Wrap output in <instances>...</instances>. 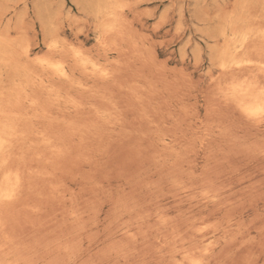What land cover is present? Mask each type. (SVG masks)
I'll list each match as a JSON object with an SVG mask.
<instances>
[{"label": "rangeland", "instance_id": "1", "mask_svg": "<svg viewBox=\"0 0 264 264\" xmlns=\"http://www.w3.org/2000/svg\"><path fill=\"white\" fill-rule=\"evenodd\" d=\"M240 83L264 0H0V264H264Z\"/></svg>", "mask_w": 264, "mask_h": 264}, {"label": "bare ground", "instance_id": "2", "mask_svg": "<svg viewBox=\"0 0 264 264\" xmlns=\"http://www.w3.org/2000/svg\"><path fill=\"white\" fill-rule=\"evenodd\" d=\"M263 32V31H262ZM262 34V33H261ZM255 35V34H254ZM234 36V35H233ZM242 37V36H241ZM249 38L248 36H246V35H244L243 34V38H242V41H240V45L242 46L243 45V43L246 41V39L247 38ZM231 38V37H230ZM263 38V37H262ZM53 43V42H52ZM57 43V42H56ZM51 44V43H50ZM55 45V44H54ZM28 47V46H27ZM243 48V47H242ZM225 50H226V48H225ZM26 54H28V53H26ZM230 56V55H229ZM234 59V58H233ZM232 59V60H233ZM232 60H231V62H232ZM236 61H237V59H236ZM235 60H234V62H236ZM240 61V60H239ZM239 61H237L236 62V64L237 63H240ZM242 61V60H241ZM246 61H251V60H246ZM222 62V61H221ZM230 62V63H231ZM262 62V61H261ZM260 62V63H261ZM39 63V62H38ZM46 63H47V66L48 67H51V68H53V69H55L56 70V72H58V73H60L61 75H64V76H66L67 75V70H66V67L61 63V62H50V61H46ZM242 63H244V62H242ZM241 63V64H242ZM255 63V62H254ZM226 64V63H225ZM234 64V63H233ZM224 66V65H223ZM230 66V65H229ZM240 66V65H239ZM243 66V65H242ZM245 66V65H244ZM247 67H248V64L246 65ZM259 66V65H258ZM238 67V66H237ZM240 68V67H239ZM239 68H237V69H239ZM242 68V67H241ZM102 69V68H101ZM229 69V68H228ZM254 75V74H253ZM240 77H241V75H240ZM47 80V79H46ZM239 82V81H238ZM229 83V82H228ZM246 83V82H245ZM241 84V83H240ZM239 84V85H240ZM239 85H237L236 87H235V92H237L238 94L240 93V96H242V103H241V107L243 108L242 109V112H243V110L247 113L246 115H249V116H261V115H264V89H261V88H255L254 89V87L252 86V88L254 89L253 91L251 90L252 88L249 86V84L247 85L246 84V86L244 85H242V86H239ZM259 86H260V83H259ZM231 93V92H230ZM241 100V99H240ZM239 101V100H238ZM241 102V101H240ZM2 103V102H1ZM79 104V103H78ZM3 105V104H2ZM15 109V108H14ZM17 111V110H16ZM9 114V113H8ZM10 115V114H9ZM8 117V116H7ZM255 120V119H254ZM262 120V119H261ZM3 137V136H2ZM2 137H0V144H2L3 145V142H2ZM3 164V163H2ZM9 178H11V177H9ZM9 178H7L8 180H9ZM13 178V177H12ZM10 180H12V179H10ZM16 181V180H15ZM15 181H13V182H11L10 183V181L8 182L9 184H11L12 185V183L13 184H15ZM4 187V186H3ZM2 187V188H3ZM12 186H10V188H9V185H8V188L10 189L9 190V192H10V194H12V192H11V188ZM6 188V187H5ZM4 191H5V189H4ZM10 194H9V197H10ZM4 195H5V193H4ZM1 196H3V193L1 194ZM6 198L8 197V195L6 194V196H5ZM4 198V197H3ZM14 261V260H13ZM193 262V261H192Z\"/></svg>", "mask_w": 264, "mask_h": 264}]
</instances>
